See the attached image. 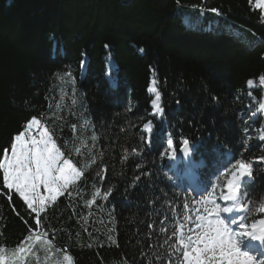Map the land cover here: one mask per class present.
I'll return each instance as SVG.
<instances>
[{"label": "trees", "instance_id": "1", "mask_svg": "<svg viewBox=\"0 0 264 264\" xmlns=\"http://www.w3.org/2000/svg\"><path fill=\"white\" fill-rule=\"evenodd\" d=\"M260 15L254 0H0V152L39 117L66 155L84 141L83 157L72 152L78 167L89 149L97 157L77 181L80 192L59 196L39 228L18 194L9 199L0 173V247L12 251L32 228L47 230L52 250L73 264H177L170 246L202 214L189 185L210 182L219 193L226 178L213 172L222 153L264 156V84L247 86L264 76ZM153 79L159 119L151 117ZM149 120L159 132L150 145L140 139ZM169 135L177 150L182 138L199 146L191 157L200 164L187 165L191 181L167 163ZM96 187L112 192L89 204ZM246 191L250 227L263 219L264 163H253Z\"/></svg>", "mask_w": 264, "mask_h": 264}, {"label": "snow or ice", "instance_id": "2", "mask_svg": "<svg viewBox=\"0 0 264 264\" xmlns=\"http://www.w3.org/2000/svg\"><path fill=\"white\" fill-rule=\"evenodd\" d=\"M249 4H253V0H248ZM255 8L260 9V21L264 23V0H254ZM211 11L219 15L217 9ZM107 48L108 45H105ZM143 51V49H141ZM85 61H81V69L84 68ZM69 77H73V73H67ZM83 77L81 71L80 78ZM61 80L64 77H60ZM76 79H71L73 91L75 92ZM248 85L251 87L253 81L249 80ZM260 83L264 84V76L260 77ZM157 80H152V86L148 88L149 93H154L152 100L154 114L159 113L163 117L164 109L161 107V93L157 90ZM251 95V93H249ZM63 100V96H61ZM72 105H77V99L71 100ZM264 109V104L260 105ZM255 115V113H253ZM85 125L88 121L85 120ZM41 126V119L33 117L25 122L21 131L16 133L10 143V146L0 152V173H2L3 188L9 191V199L11 194H18L23 200L27 209L35 215V224L37 228L42 226L41 214L45 212L49 205L54 204L59 196L67 193L69 197L73 193L80 192L81 186L77 185L90 165L97 163L96 155H93L89 149V159L82 161L80 167L73 162L72 152L83 157L81 148L85 147L84 141H80V146L74 147L67 155L57 147L56 142L50 134L51 130H41L39 134L35 133ZM75 125L73 130L75 131ZM142 133L147 134V138L141 135V140H146L147 144H151L152 135H159L155 129L153 121L149 120L140 129ZM247 132V129H245ZM54 134V133H53ZM78 139V138H76ZM92 141H96L97 136H91ZM260 140H264V135L260 136ZM167 149L171 155L169 159H174L176 155V146L171 135L166 139ZM179 151L187 154L190 151H198V145L190 147L189 139L182 138L180 140ZM143 147L133 149L132 152L139 154L143 152ZM163 155V153L161 154ZM230 153H222L216 162V168L213 175L225 176V183L220 185V192H216L217 184L210 182H197L189 185L192 189V203L199 204L202 214L195 217L193 221L194 227L189 228L188 235L180 234L178 245L173 244L170 247L175 250L177 264H264V219L254 221L249 225L245 223L248 215L252 211L246 206L245 198L247 197L246 187L252 179L253 163L257 160L264 163V156L248 159L245 157L228 160ZM125 155L124 159H127ZM140 165L137 164V167ZM95 176L100 182L104 180V169L97 166ZM85 179H87L85 177ZM140 177L137 176L136 180ZM46 192L43 195L41 192ZM112 188L108 187L103 194L99 187L95 188L93 199L89 204L95 203L96 197L102 200H108ZM187 194V193H186ZM191 195V194H187ZM184 208L189 207V202L185 201ZM97 207H103L97 205ZM260 211H264L261 206ZM187 219V217H185ZM86 222V221H85ZM257 225H259V233L257 234ZM235 226V227H234ZM243 230V231H241ZM175 235V233H173ZM91 235V233H89ZM47 230L37 232L35 229L29 228L27 236L20 241L15 249L12 250L9 260L15 264H23L25 256L32 252L33 246L39 242L45 252H51L52 245L47 239ZM43 237V239H42ZM111 244H116V240L112 235L107 237ZM244 239L259 241L262 246L261 252L256 253L248 248L242 250ZM167 243V241H165ZM89 247L92 245L89 244ZM56 251H61L56 249ZM5 249L0 247V264H5ZM171 255V254H170ZM259 257H262L258 259ZM72 256L63 255L62 261L56 264H72Z\"/></svg>", "mask_w": 264, "mask_h": 264}, {"label": "rangeland", "instance_id": "3", "mask_svg": "<svg viewBox=\"0 0 264 264\" xmlns=\"http://www.w3.org/2000/svg\"><path fill=\"white\" fill-rule=\"evenodd\" d=\"M151 84H152V82H151ZM150 86H152V85H150ZM247 86L249 88H257V87H263V84H261L260 81H257L256 83H253V85L251 87L248 84H247ZM150 95L154 99V96H155L154 93L153 94L150 93ZM261 104H264V92H263L262 97H261ZM258 111L260 112V114L262 116H264V109H261L259 107ZM151 117L159 119L160 114L159 113L154 114V109H152ZM41 130H45V129L40 126V128L37 130V132L35 134L38 135L39 131H41ZM146 136H147V134H146ZM191 146L192 145H190V147ZM191 154H192V151H190L187 154H184V153H181L179 150H177L174 159H169V156L171 155L170 151L168 152V155H167V163L170 165V167L173 170H175L176 172L179 171L180 167L185 168L184 172H183V176L185 177V179H187L189 181L191 178L193 179V176L189 172L187 165H188V163H191L195 167L198 163V161L192 160ZM41 192L43 195H47V193L43 192L42 189H41ZM261 214H262L263 219H264V211H261ZM249 229L251 230V227H249ZM241 231H243V230H241ZM180 234H181V232H179L177 234L178 239H179ZM257 234H260L259 233V225H257ZM178 239H177V243H178ZM255 242H259V241H253L251 239H244V243L242 245V250L244 248H248L249 250H251L253 252L260 253V252L256 251V249H258V248H255ZM260 247H261V244H260ZM11 252L12 251H6L5 250V254H6L5 255V264H15V262L9 260L8 254H10ZM65 254L66 253L60 254L58 252H55L54 250H51V252H45L44 248L40 245L39 242H37L33 246L32 252L29 253L27 256H25L23 264H56L57 261L63 260V255H65ZM67 255H69V254H67ZM260 258H262V257L258 256V259H260ZM65 264H66V262H65Z\"/></svg>", "mask_w": 264, "mask_h": 264}, {"label": "bare ground", "instance_id": "4", "mask_svg": "<svg viewBox=\"0 0 264 264\" xmlns=\"http://www.w3.org/2000/svg\"><path fill=\"white\" fill-rule=\"evenodd\" d=\"M150 85H152V84H150ZM150 87V86H149ZM153 94V93H152ZM155 95V94H154ZM155 97V96H154ZM151 105H152V103H151ZM152 108H153V106H151Z\"/></svg>", "mask_w": 264, "mask_h": 264}]
</instances>
